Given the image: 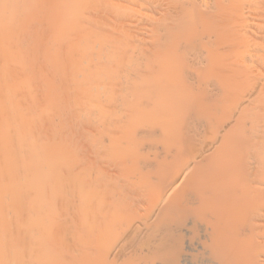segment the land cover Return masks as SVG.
Instances as JSON below:
<instances>
[{
	"label": "bare ground",
	"instance_id": "1",
	"mask_svg": "<svg viewBox=\"0 0 264 264\" xmlns=\"http://www.w3.org/2000/svg\"><path fill=\"white\" fill-rule=\"evenodd\" d=\"M0 264H264V0H0Z\"/></svg>",
	"mask_w": 264,
	"mask_h": 264
}]
</instances>
